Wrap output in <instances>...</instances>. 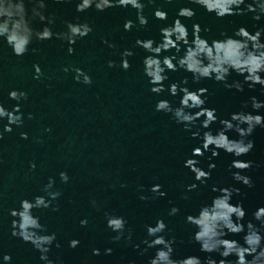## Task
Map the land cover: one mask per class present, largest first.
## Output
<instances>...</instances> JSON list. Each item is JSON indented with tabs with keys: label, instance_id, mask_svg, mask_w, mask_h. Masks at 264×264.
<instances>
[{
	"label": "water",
	"instance_id": "1",
	"mask_svg": "<svg viewBox=\"0 0 264 264\" xmlns=\"http://www.w3.org/2000/svg\"><path fill=\"white\" fill-rule=\"evenodd\" d=\"M45 2L46 14L55 17V24L46 25L37 19L33 21L35 29L43 30L47 26L53 33H62L68 31L67 23L70 22L87 23L93 31L86 38L78 39L75 45L55 37L44 42L34 39L28 52L19 57L6 40L0 39V104L12 112L18 102L11 100L9 93L13 90L27 93V99L19 102L22 127L11 125L13 131L8 133L4 131L8 120L0 119V132L4 135L0 140V264H5L4 255L12 257L11 264H45L40 258L42 254L32 244L12 235V222L16 218L11 212L19 210L23 200L34 202L38 196L51 200L45 191L50 179L55 181L50 191L59 192L60 196L52 201V207L35 209L33 215L39 217L47 229L42 234L56 235V242L48 253L54 264H148L157 250L145 252L143 241L151 239L147 226H155L159 220L167 224L165 237L176 239L174 259L194 256L206 260L209 254L202 252L200 245L194 242L195 229L186 218L197 215L202 206L211 204L219 195L212 191L214 186L239 188L240 194H234L231 203L243 205L245 225L249 221L258 223L253 213L264 207V128L255 129L249 137L254 141L253 150L240 158L254 162L253 167L243 173L252 178V188L233 179L232 173L236 170L229 171V166L235 156L221 151L219 157H212L211 152L193 157V150L202 145V140L193 139L192 134L200 132L203 136L208 130L216 134L222 128L220 120L230 119L232 114L240 112H253L251 98L264 102V88L257 85L252 90L245 85L244 91L239 92L214 79L196 83L192 75L183 70L168 72L166 88L185 78L188 83H181V87L191 91L206 88L205 107L215 109L218 116L210 129H203L202 121H198L197 126L186 131L172 114L156 111L161 100L169 101L174 108L179 107L182 93L172 96L165 91L156 95L151 91L143 63L149 54L137 47L136 41L153 39L159 43L161 29L172 25L183 7L196 11L194 19L182 20L190 39L193 38V25L199 24L203 29H211L201 33L209 42L223 39L221 33L224 32L232 36L240 27L255 34L264 28V18L256 21L248 14L220 19L188 0H174L171 4L156 0L155 5H148L144 10L147 27H140L137 12L130 6L104 12L93 6L79 13L76 10L78 0L60 4L54 0ZM26 7L31 15L33 5L27 0ZM157 8L167 12L166 22L155 18ZM129 20L136 27L125 31L124 25ZM105 40L116 47L110 48ZM70 46L74 47V54H69ZM126 50L134 53L128 58L131 68L127 71L121 67L122 54ZM171 55H176L175 50L163 54ZM179 55L182 56L183 51ZM109 61L117 66L110 68ZM36 65L43 72L39 79L35 78ZM65 68L69 71L65 72ZM74 69L83 70L92 83L77 82ZM243 79L233 72L229 82H242ZM253 114L264 115V109ZM22 134L28 138L23 139ZM227 135L230 139H239L235 131ZM192 158L198 159V166L205 171L210 170V164L216 165L205 184L196 181L191 170L185 167L186 161ZM62 172L70 177L68 183L60 179ZM193 183L198 184L197 191L187 192V187ZM156 185L162 186L167 194L165 197H158L151 191ZM185 195L188 200L183 199ZM93 199L98 202L99 211L92 207ZM57 207L59 210L55 211ZM172 207H178L180 213L169 215ZM108 216L123 217L127 222L119 241L114 240L118 233L107 226ZM82 220L88 221L86 227L81 226ZM244 235L229 234L226 238L243 245ZM72 240H78L79 246L72 248ZM56 243L61 247L57 248ZM109 248L113 250L112 255H105ZM93 249L101 254L94 256ZM211 258L217 264L222 259L215 253ZM236 259L235 256L229 258L230 261Z\"/></svg>",
	"mask_w": 264,
	"mask_h": 264
},
{
	"label": "clouds",
	"instance_id": "2",
	"mask_svg": "<svg viewBox=\"0 0 264 264\" xmlns=\"http://www.w3.org/2000/svg\"><path fill=\"white\" fill-rule=\"evenodd\" d=\"M33 7L29 15V9L26 7V0H0V39L6 40L16 56H24L32 44L33 40L44 42L54 37L66 41L69 45H75L78 39L86 38L92 31V27L85 24L67 23V32L53 33L51 27H44L43 30H37L33 27V21L39 20L40 23L46 25H54L55 17L47 15V3L45 0H27ZM55 3H65L68 0H54ZM171 4L174 0H166ZM192 5L204 8L208 13L215 14L216 17L224 19L231 16H243L252 14L253 19L260 21L264 18V0H188ZM156 0H78L77 12L84 13L93 6L97 11L104 12L111 8L129 6L136 10L137 19L140 27H147L148 19L144 15V10L148 5H155ZM155 18L160 21H167L168 14L164 10L157 8ZM196 16V11L190 7H183L178 12V17L174 23L168 27L161 29V41L157 43L153 39L137 40L136 46L142 48L147 55L143 61L145 65V75L149 78L152 85L151 91L156 95H161L165 91L170 92L172 96L182 93V99L179 107H173L169 101L161 100L156 105V111L170 113L176 122L183 124L186 131H191L192 127L197 126L198 121H202L201 127L205 130L217 122L218 116L215 109L205 107L208 90L200 88L191 91L187 87H181V83L186 85L188 80L185 78L181 83H172L169 88L165 87V82L169 80L168 72L186 71L192 75L193 81L199 83L204 79H214L218 83H223L228 89H236L239 92L244 91V86L252 90L257 85L264 88V28L250 33L245 27H240L232 36L227 32L221 33L223 39L212 40L202 37L204 31L211 29H203L199 24L193 25L192 39L187 26L182 22L183 19L192 20ZM182 18V19H181ZM136 25L129 20L125 23V31H131ZM110 48H115V44L104 41ZM175 50L176 55L163 56L165 52ZM183 51V55L179 54ZM69 54H74V47H69ZM134 53L126 50L122 54L123 70L127 71L131 68L128 60ZM163 56V59L160 57ZM110 68L117 65L114 61H109ZM36 79H39L43 72L36 65ZM65 72L69 69L65 68ZM77 73V82L90 85L92 79L81 69H74ZM235 72L243 76V81L229 82V77ZM11 100L17 101L14 111L10 112L0 104V119L6 118L8 125L4 131L11 133L13 128L23 126V115L19 102L27 99V93L13 90L9 93ZM247 107V104L245 105ZM251 107L253 112L258 113L264 109V102L256 97L251 98ZM253 112H240L232 114L230 119L220 120L221 130L216 134L208 130L201 136L200 132L192 134L193 139H201L202 145L193 150V157H203L206 152H211L212 157H219L220 152L224 151L236 157L229 166V171L235 169L233 179L236 182L252 188L254 187L252 178L243 173L250 170L254 162L243 161L240 159L248 155L254 148V141L249 139L257 127L264 128V115L253 114ZM31 118V117H30ZM203 118V119H202ZM235 131L239 139H230L228 132ZM3 132H0V140H3ZM23 139H27L26 134H22ZM198 159H188L185 167L190 169L195 176V180L200 184H205L211 179V170H215L216 165L210 164V170H202L199 166ZM31 167L35 169V164ZM60 179L64 183H68L70 177L67 173H61ZM55 184L54 180L49 181L45 187V191L51 196V200L46 197H36L34 202L23 200L19 210L11 212L12 217L16 218L12 222L14 237L21 238L25 243L32 244L42 255L41 260L45 264H54L49 259L48 253L51 246L56 242V235H45L47 229L40 223V219L33 215L35 209H48L52 207V201L59 198V192H51ZM115 188V185L112 186ZM198 184L193 183L186 189L187 192L197 191ZM151 191L158 197H165L167 194L162 191L161 185L151 188ZM213 192L219 195L212 199L211 204L202 206L197 215H188L186 222L194 229L193 240L200 245V250L209 254L206 260L199 257H187L183 259H174L176 239H168L164 233L167 231V224L163 220L157 221L155 226H147V234L151 239H146L143 243L146 245L145 252L148 249H156L154 257L148 264H217V261L211 258V254H218L219 264H264V207L253 213L254 220L258 223L249 221L244 224L246 211L242 204L234 205L231 203L233 195H239L240 189L235 187H213ZM146 200L147 197H141ZM184 200L189 197L185 195ZM93 208L99 211L98 202L93 199L91 201ZM58 211L57 207L54 209ZM180 213L178 207H172L169 215L176 216ZM107 226L113 232L118 233L114 237L115 241L123 238L126 230L127 222L123 217L108 216ZM88 221L82 220L81 226H87ZM130 231V230H129ZM244 233V244L234 239L226 237L231 235H239ZM131 239V236L128 237ZM78 240H72L70 246L76 248L79 246ZM57 248L61 247L56 243ZM139 249V245L135 246ZM94 256L101 253L98 249H93ZM111 248L105 250V255H112ZM143 254V253H142ZM235 256V261L229 258ZM251 257V259H249ZM5 264H11L12 257L4 255Z\"/></svg>",
	"mask_w": 264,
	"mask_h": 264
}]
</instances>
